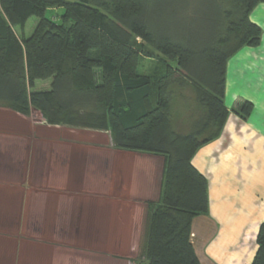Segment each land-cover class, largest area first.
I'll use <instances>...</instances> for the list:
<instances>
[{
	"label": "trees",
	"instance_id": "obj_1",
	"mask_svg": "<svg viewBox=\"0 0 264 264\" xmlns=\"http://www.w3.org/2000/svg\"><path fill=\"white\" fill-rule=\"evenodd\" d=\"M171 1L0 0V108L35 110L47 125L108 132L116 149L163 157L134 264H199L190 225L208 212V183L191 161L226 123L228 59L261 35L249 15L264 0H208L196 32L181 23L187 3ZM53 9L63 10L59 22L47 16ZM32 17V34L18 35ZM48 79L50 90H31ZM251 110L245 102L238 114ZM256 245L251 264H264V221Z\"/></svg>",
	"mask_w": 264,
	"mask_h": 264
},
{
	"label": "crops",
	"instance_id": "obj_2",
	"mask_svg": "<svg viewBox=\"0 0 264 264\" xmlns=\"http://www.w3.org/2000/svg\"><path fill=\"white\" fill-rule=\"evenodd\" d=\"M249 19L260 42L228 59L226 123L191 161L208 183V212L190 225L199 264H251L264 221V3ZM107 134L0 108V264H125L164 159L116 149Z\"/></svg>",
	"mask_w": 264,
	"mask_h": 264
},
{
	"label": "rangeland",
	"instance_id": "obj_3",
	"mask_svg": "<svg viewBox=\"0 0 264 264\" xmlns=\"http://www.w3.org/2000/svg\"><path fill=\"white\" fill-rule=\"evenodd\" d=\"M177 1H182L187 3V12L188 15L186 16V12L182 14L181 18H184L185 22H181L182 24H186L188 29H194V31H198V20L202 18V14L205 11L206 12V5L208 0H172V3H176ZM62 9H53L48 13V17H50L51 20L57 22L59 20V16L62 14ZM38 19L35 17L30 18L24 27L23 31H20V29H15L16 33L19 35L21 32L25 37H29L33 30L34 27L37 23ZM59 22V21H58ZM193 22H196L195 25ZM152 65V64H151ZM150 66V63H146V65L143 67L145 70H149L148 67ZM100 77V70H96V78L99 81ZM51 89V79L42 81V80H37L34 83V87L31 89L33 92L35 91H48ZM180 110V109H179ZM180 115V113H177V116ZM110 136V134H107ZM147 205L148 203L145 202L143 207H145V213H147ZM143 230V227H142ZM143 231L141 232V236L139 241L137 242L134 246L130 247V252L131 254L127 255L123 258L125 261V264H134V262L138 259L141 251V245H142V237ZM127 240V239H125ZM110 257H113L114 259L116 258L115 255H110ZM130 262V263H129Z\"/></svg>",
	"mask_w": 264,
	"mask_h": 264
}]
</instances>
